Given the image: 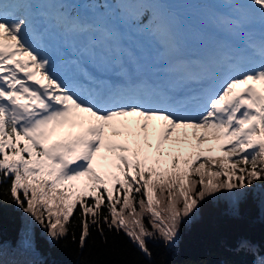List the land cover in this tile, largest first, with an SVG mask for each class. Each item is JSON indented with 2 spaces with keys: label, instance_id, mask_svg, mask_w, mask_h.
Wrapping results in <instances>:
<instances>
[{
  "label": "snow or ice",
  "instance_id": "1",
  "mask_svg": "<svg viewBox=\"0 0 264 264\" xmlns=\"http://www.w3.org/2000/svg\"><path fill=\"white\" fill-rule=\"evenodd\" d=\"M33 3L0 0V184L10 179L11 198L49 239L66 236L79 211L81 247L93 225L103 234L102 221L151 257L146 238L158 234L174 246L199 201L264 181V39L210 54L198 62V76L170 42L167 71L176 85L198 84L190 100L178 98L182 88L175 85L84 92L56 75ZM224 3L229 11L214 24L234 34L264 31V0ZM59 4L62 28L94 29L75 7H65L73 3ZM131 23L156 27L148 10ZM158 191L166 194L162 211Z\"/></svg>",
  "mask_w": 264,
  "mask_h": 264
},
{
  "label": "trees",
  "instance_id": "2",
  "mask_svg": "<svg viewBox=\"0 0 264 264\" xmlns=\"http://www.w3.org/2000/svg\"><path fill=\"white\" fill-rule=\"evenodd\" d=\"M9 187L10 179L0 184V264L6 257L17 264L20 254L31 252L37 264H259L263 259L264 181L242 190L222 189L199 201L197 215L188 225L182 223L174 246L146 240L151 257L123 230H109L102 221L103 234L93 225L81 247L79 211L67 225V235L53 241L15 203ZM241 241L249 246L241 248Z\"/></svg>",
  "mask_w": 264,
  "mask_h": 264
},
{
  "label": "rangeland",
  "instance_id": "3",
  "mask_svg": "<svg viewBox=\"0 0 264 264\" xmlns=\"http://www.w3.org/2000/svg\"><path fill=\"white\" fill-rule=\"evenodd\" d=\"M140 197H137V200L139 199ZM157 198L161 201L160 205L157 206V211H162L163 208L166 206V203H167V200H166V194L165 195H161L159 193V191L157 192ZM119 207V206H118ZM137 211L139 212V206L137 204ZM197 215V212H196V209L193 211L192 214H190L189 217L185 218L182 223H185L186 225H188L190 223V220L195 217ZM151 219V216L150 214L148 213H145L142 220H143V224L145 226V228H147L149 231H152V226L151 224L149 223ZM182 223L179 225V232H178V236H179V233H180V227L182 225ZM177 236V237H178ZM147 239H153L154 241H164L162 238L159 237V235H154L153 237H150V238H146ZM177 240V239H176ZM6 257V256H5ZM19 257H21V262H17V264H37V260H36V254L31 252L30 254L29 253H25V254H20ZM13 262H16V261H12L10 258L6 257L2 260V264H14Z\"/></svg>",
  "mask_w": 264,
  "mask_h": 264
}]
</instances>
